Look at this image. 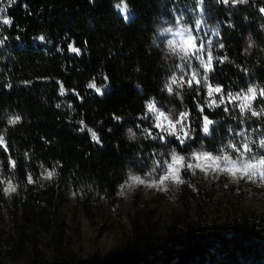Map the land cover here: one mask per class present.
<instances>
[{
	"label": "trees",
	"instance_id": "trees-1",
	"mask_svg": "<svg viewBox=\"0 0 264 264\" xmlns=\"http://www.w3.org/2000/svg\"><path fill=\"white\" fill-rule=\"evenodd\" d=\"M120 2L0 0L6 10L0 16L12 20L11 25L0 23V38L7 37L0 45V134L7 145V151L0 146V181L11 180L16 187L6 195L7 184L0 183V248L7 245L8 252L25 248L23 238H1L8 233L4 205L13 217L20 214L16 233L36 235L50 230L49 207L66 195L82 204L99 196L112 198L130 174L149 177L158 154L173 148L185 156L217 152L240 139L235 132L247 130L255 151L264 154L257 147L264 116H241L231 105L229 112L205 107L202 114L197 105L208 99L202 85L176 88L171 95L164 90L171 76L181 72L161 34L169 22L194 28L201 19L198 35L205 43L211 41L214 57L209 83L226 92L264 87V0L236 5L231 0L227 5L218 0H125L128 19L115 7ZM70 44L80 53L70 52ZM192 65L203 75L198 61ZM90 82L103 94L89 89ZM152 100L166 112L188 111L195 129L192 139L180 145L172 138L164 143L147 137L145 129L158 134L146 109ZM253 107L259 111L264 102L258 99ZM203 115L215 121L207 135L201 130ZM15 116L20 122L9 125ZM88 129L97 133L99 143ZM9 157L16 168L9 166ZM46 170L55 175L45 179ZM171 230L163 236L136 233L101 263L264 264V220L251 212L226 216L210 227L194 220ZM47 234L53 240L50 259L33 254L23 264H80L60 243L61 233ZM32 243L36 245V239Z\"/></svg>",
	"mask_w": 264,
	"mask_h": 264
},
{
	"label": "rangeland",
	"instance_id": "rangeland-1",
	"mask_svg": "<svg viewBox=\"0 0 264 264\" xmlns=\"http://www.w3.org/2000/svg\"><path fill=\"white\" fill-rule=\"evenodd\" d=\"M5 18L0 16V20ZM183 27L175 22L165 24L161 34L166 43L179 40L166 29L173 32ZM177 65L178 56L172 55ZM179 72L181 69L177 67ZM186 71V70H185ZM173 113V110L167 111ZM3 167L0 164V179H3ZM159 172L149 178H156ZM181 177L185 181L177 185L171 181L166 189L151 188L146 185L129 186L125 181L112 198L96 197L86 204L75 201L72 196L55 206L49 207L50 230L44 233H16L21 226L20 214L13 217L8 206H2L5 229L8 233L1 238L18 242L23 238L25 250L8 252L7 245L0 248V263L23 264L33 254L37 258L50 259L53 252V240L50 234L61 233L63 241L80 264H102V259L122 246L136 233H156L168 235L172 228L177 231L187 223L196 221L204 227H210L224 217L236 214L253 213L264 220V182L247 179L233 180L227 174L211 173L205 175L199 170L183 169ZM143 178V177H141ZM124 195H120L121 191ZM57 202V200H56ZM36 239V245L32 243Z\"/></svg>",
	"mask_w": 264,
	"mask_h": 264
},
{
	"label": "snow or ice",
	"instance_id": "snow-or-ice-1",
	"mask_svg": "<svg viewBox=\"0 0 264 264\" xmlns=\"http://www.w3.org/2000/svg\"><path fill=\"white\" fill-rule=\"evenodd\" d=\"M15 0H8V3H14ZM203 4V0H199ZM218 2L227 5L229 0H218ZM233 5L245 4L247 0H231ZM115 7L124 15L125 19H128L127 13L129 12L128 5L125 0H121L119 4ZM6 10L0 7V13H4ZM260 11L264 13V8ZM3 25H11L12 20L8 18H3L0 20ZM202 20L196 19L194 22V28L192 27H178L175 32L172 28L166 29L168 33H172L174 37H179V40L172 39L167 41V48L172 55L178 56L181 64L177 65L181 69V74L179 76L172 75L170 80L165 84L164 90L168 94H173L176 88H183L187 86L191 88L193 85L203 86L206 89L207 101L204 104H198L200 113H204L205 107L223 108L225 112H229L230 109L228 105H231L233 109L239 111L241 116H246L250 114L255 117L264 116V108L259 111L255 110L253 107L254 103L259 99L264 102V87L248 86L246 89H242L237 92H226L225 88L220 85H213L208 81V73L213 71V54L211 50V41H205L201 38L198 33L201 30ZM215 35H218V29L213 30ZM207 35V33H205ZM7 37L0 38V45H3ZM40 40H44L43 36L39 37ZM223 48L224 45L220 44ZM251 47V45H249ZM69 51L79 54L80 49L69 45ZM199 62V68L203 69V75L193 68L192 61ZM186 70V71H185ZM247 71V70H245ZM107 79V77H105ZM87 87L89 89H94L96 93L103 94L101 88L97 87L94 82H90ZM61 95L65 94L63 85H61ZM78 95V94H77ZM59 107V105H58ZM147 113L152 114L154 118L153 129L158 130V134L154 131L145 129L147 137L152 140H159L161 142L167 143L169 138L174 139L178 144L185 145L187 141L192 139V133L195 131L189 123V112L182 111L178 114H173L171 112H166L161 108L157 107V103L152 100L146 104ZM119 119V117H116ZM20 122V117L15 116L8 119L7 123L9 125H15ZM83 123V122H81ZM215 123L207 115L202 116V132L207 135L211 131V126ZM81 131H84L81 128ZM91 133V139L99 143V137L97 133L92 129H88ZM229 132L232 133L233 130L230 128ZM134 137L135 133H131ZM234 137H239V140H230L227 144L220 147L217 152L200 150L193 151L188 156L180 154L175 148H173L169 153H159L160 159L154 160L153 173L159 172L156 178L145 179L138 175L130 174L128 181H130L129 186L132 185H146L151 188H163L166 189V183L171 181L177 185L183 184L185 181L181 177V172L183 169L187 168L189 170H199L205 175L211 173L227 174L231 176L233 180L247 179L249 181L255 182L257 179L264 182V154H259L255 151L253 141L248 134L247 130H241L234 133ZM0 146H4V150L7 151V145L5 143L4 136L0 134ZM257 147L259 149H264V134L258 141ZM166 155V158H165ZM9 166L11 168H16V161L9 157ZM55 175V171H47L45 179H51ZM152 173L149 174V177ZM28 183L33 182L31 175L27 177ZM0 183H6L7 187L4 189L5 193H13L16 191V187L13 185L11 180L0 181ZM124 188V185H121ZM120 195H124V191L120 192Z\"/></svg>",
	"mask_w": 264,
	"mask_h": 264
},
{
	"label": "clouds",
	"instance_id": "clouds-1",
	"mask_svg": "<svg viewBox=\"0 0 264 264\" xmlns=\"http://www.w3.org/2000/svg\"><path fill=\"white\" fill-rule=\"evenodd\" d=\"M6 195H8L9 193H5Z\"/></svg>",
	"mask_w": 264,
	"mask_h": 264
}]
</instances>
